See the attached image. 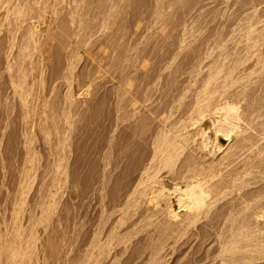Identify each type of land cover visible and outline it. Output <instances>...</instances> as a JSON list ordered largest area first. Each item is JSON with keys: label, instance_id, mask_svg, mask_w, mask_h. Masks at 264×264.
I'll use <instances>...</instances> for the list:
<instances>
[{"label": "rangeland", "instance_id": "1", "mask_svg": "<svg viewBox=\"0 0 264 264\" xmlns=\"http://www.w3.org/2000/svg\"><path fill=\"white\" fill-rule=\"evenodd\" d=\"M99 1L97 4V0H0V264H144L147 256L153 253L156 257L162 256L163 264H196L197 257L213 255L216 251L214 229L207 231L210 237L201 238L208 227H204L202 222L217 221L218 216L214 213L218 205L227 202V199L233 201L235 193L213 205L209 213L211 216H208L216 218H201L197 229H192L175 243H172L173 236L168 237L172 240H161L165 244L158 253V247L156 250L151 248L155 247L151 246L152 241L155 245L159 244L154 224L164 214L158 213L150 221L145 216L148 210L143 211L147 207L145 202L129 206L126 210L128 189L125 187L129 178L136 175L144 157L151 153L157 130L170 124L178 126L183 117L187 119L193 104L190 103L194 101L191 98L194 99L195 92L201 88L210 63L218 59L229 64L236 58L246 42L244 34L251 14L257 22L255 26L264 32V0ZM17 6L21 8L19 12ZM47 7L51 8V12ZM75 8L80 11L77 13ZM73 9L76 16L71 14ZM13 10L17 12L13 13ZM37 13H40L39 16ZM42 15L45 18L40 19ZM73 17L75 21L81 20H70ZM35 19L40 24L37 28L38 48L29 40V28L32 30L36 25ZM99 24L101 27L97 31ZM40 55L44 57L46 68L43 85H39L35 78L37 71L31 68L36 67L35 64L42 58ZM74 57L77 59L74 60ZM70 61L75 63V75L82 77L88 73L93 82L88 95L75 99L67 139L69 145L64 150L68 160L67 175L60 174L56 180L53 165L59 158L58 141L63 135L65 122L64 116L58 115L66 84L60 75ZM251 63L252 60H249L245 66L247 71H251V76L255 75L250 86L256 88L258 83L261 85L259 90L255 89L258 94L255 92L254 95L257 96L264 87V70H257L258 66L249 67ZM34 69L37 70V67ZM82 81L85 88L87 83L84 79ZM13 82L21 83L17 91L19 87L25 89L31 86L28 100L33 101L34 97L38 102L34 114L38 118L34 116L35 136L26 155L32 158V163L28 164L32 170L23 187L20 186L21 171L28 134L22 119L25 118L22 117L24 109L19 95L15 94L17 91H14ZM72 83L79 93L76 83ZM42 97L49 100L45 108L41 104ZM187 103L190 104L188 108ZM171 122H175L174 125ZM44 123L50 131L47 144ZM258 144L261 146V141ZM194 147L190 144L184 149L181 159L187 154H196V149H192L193 153L189 151ZM187 150L189 152L186 153ZM258 162L264 163L262 160ZM161 173L171 178L164 171ZM256 173L250 177L255 184L258 181L256 185L259 187L254 186L250 178L252 185L249 184L243 191L247 192L248 187L251 192L253 188L264 187L259 185L264 184V173ZM57 181L60 186L54 190L52 185ZM49 191H52L51 194ZM141 209L142 214H138ZM111 230L115 235L110 246ZM151 233H154L153 238ZM194 233L200 236L195 237ZM123 234H127L128 239ZM15 247V251H19L13 257L7 248L13 251Z\"/></svg>", "mask_w": 264, "mask_h": 264}, {"label": "bare ground", "instance_id": "2", "mask_svg": "<svg viewBox=\"0 0 264 264\" xmlns=\"http://www.w3.org/2000/svg\"><path fill=\"white\" fill-rule=\"evenodd\" d=\"M71 1H74V0H71ZM98 1L99 0H97L96 2L97 4H98ZM78 5L80 6V4ZM51 8H52V5H51ZM51 8L47 7V9L49 10ZM47 9L45 8L44 10L47 11ZM71 9L72 8H70V10ZM14 10H15V7H14ZM20 10H21L20 6H17V11L19 12ZM10 11H11V8L9 12ZM17 11H14L13 13ZM46 11H42V12L44 13ZM79 11L80 10H77V13ZM69 12L70 11L68 10V14ZM74 12L76 11H74L73 9V11H71V14H73ZM22 13H24V11H22ZM40 13H37V15L39 16ZM71 14H70V17H72ZM253 15L254 14L250 15L251 21L249 22L248 28L246 29V32L244 34L246 42L241 47V50L237 53L236 58L232 59L229 64L224 63L222 60H218V59H215L210 63L207 73L203 78V83L200 84L201 88L199 90L197 89V92H195L196 94L194 93L195 94L194 97L192 96L194 99L191 98V101L192 100L194 101L193 102L190 101L191 102L190 104L192 103L193 104L191 106V109L189 108L190 113H188L189 115L187 116V119L185 120V117L181 115L184 118V120H182L178 126L176 125L171 126L170 124V125H166V126H170V128H167L165 126V129L161 127L160 129L157 130L154 140L152 142L153 147H152L151 153L147 154L144 157L143 163L137 168L136 175L131 176L129 178L130 180L127 184L128 186L125 187L126 190L128 189L126 191V194L128 193V195L127 197H125L127 198L126 199V203H127L126 210L128 209L127 207L129 206H134V205L140 204L141 202H145L147 207L146 209H143V211L148 210V213H145L146 214L145 216L150 221H153L151 219L152 216H155L158 213L164 214L163 215L164 217L160 218V220L157 221L158 222L157 224L156 223L154 224L155 229H156L155 234L156 236H158V238L155 237L154 240H156L157 238V240L159 241V244L155 245L156 243L154 244L152 241L151 246H155V247H151V248H154L156 250L158 247L157 252L158 250L160 252L161 247H164L163 245L165 243L164 244L162 243L163 240L165 242V240L169 236H173L172 239L174 240L173 242L171 241L172 243L179 241L181 238L187 235L189 231H191L192 229L198 228L201 218L203 217L207 218L208 214L211 212L213 205L216 204V202L218 201L220 202L222 199H227L228 197L226 198V196L230 195L231 193H235V195L233 194L234 196H232L234 199V200L232 199L233 201H231V199L228 201L227 199V202L224 201L225 202L223 203L224 205L221 203L222 205H218L219 208L218 207L215 208V209L218 208L216 213H214L215 216L219 217V218L217 217L216 219L217 221L212 222L211 220L209 222H206V221L202 222V224H204V227L205 226H208V227L205 231L203 229L201 230L202 232L204 231V233L201 234L202 236L201 238L210 237L211 236L210 233L208 234L206 233L207 231H210V229H214V232L212 234L214 236L213 238L217 241V248H216V251L213 252V255L207 254L204 256H199L197 257L198 259L194 261V263L198 264L197 262L199 261H202L203 262L202 264H223V263L225 264H262L264 263V187L253 188L254 191L252 192L249 190V187H248V190H246L247 192L243 191L244 188L247 187L249 184L252 185V183L250 182L251 179L253 181V178L250 177L251 175H253L256 172H257L256 173L257 175H259L258 173H260V175L261 173H264V163L260 164L258 162V161L261 162V160L262 162H264V146H262V144H264V87L260 89L262 93H260L257 96L254 95L256 92L255 89L257 88L256 90H259V87L261 85L259 86L258 82H254V84L258 83V86L256 88L253 86H250L251 83L254 81L253 79H255V75L254 77L251 76L252 75L251 71L250 72L247 71L248 67L245 66L246 62H248L249 60H252L251 66L249 67L258 66L257 70H260V71L264 70V51H261V50H264V49H261V46H264V34H262L264 32L261 31L262 32L261 33L260 28L255 26L257 22L255 21ZM42 17L44 16L42 15L39 18L41 19ZM72 19L74 20V17L71 18L70 20ZM103 21L101 23L102 25H103ZM43 22H44V19H43ZM33 24L29 25L28 28L31 27ZM38 24L39 23L37 22L36 25L33 26L32 30L31 28H29L30 32L28 31L30 33V34L28 33L30 36L29 40H31L35 45H37V48H38L37 42L39 40L37 37ZM88 26L90 27L89 24ZM100 27L101 26L99 24V29L97 31L100 30ZM103 27H105V25ZM103 27H102V30H104ZM108 37H110V35ZM184 40L185 39L180 41V45L182 42H184ZM39 46L42 47L43 45L39 44ZM23 56L24 54H22V58H24ZM28 56H30V54ZM41 57L42 58L40 59V61L39 59L37 60L39 61L37 63L38 66L35 64V66L37 67V70L34 69L36 67L31 66V68H33L32 69L33 71L35 70V72L36 71L38 72V73L36 72L37 77L35 76L34 77L38 80L39 85H43L42 82H44L43 80H44L45 69H46L45 61L43 60L44 57L43 56ZM223 58H225V56ZM76 59L77 58H75L74 60ZM21 62L23 63V60L20 61V63ZM74 64L71 63V61L67 63L65 71H63L60 75V77L64 79L66 84H65V91L62 95L63 98L61 100V106H60L61 113L58 112L59 113L58 115L60 114L63 115L65 122L63 126L64 128L63 135L58 141V144L60 146V150H58V152L60 151L58 154L59 158L58 160L51 158L53 161L54 160L57 161L55 165L52 164L55 167V169L53 167L54 169L53 177L57 178L56 180L59 179L58 176L60 174H64V176L67 175L68 160L65 154L66 152H64V150L69 145L67 142V139H68V135L70 134V129L72 126V112L74 111V108H75V104H74L75 99L81 95H88L89 88L91 87V83L93 82V78L90 75H87L88 73L85 74L87 76L84 75L85 77L84 76L80 77L78 75H75L74 74V68H75ZM35 72H34V75H35ZM21 76H24V75L21 73ZM54 77L57 78L58 75ZM83 79L87 83V86L85 88H83L84 84H81L83 82L82 81ZM23 80L25 81L24 78ZM73 81L78 86V91H80L79 93H77V91L74 90V86L72 83ZM17 83L13 82L14 91L21 84V83L20 84H17ZM31 83L30 84L33 85V82ZM19 88L20 90L19 91L16 90L18 93L16 92L15 94L19 95L17 96L18 98H20L21 105L24 109L23 112L25 116L23 115L22 117H25V118H22V119H24L23 121H25L24 125L26 129V133L28 134L26 138V143H27L26 150H25V156H26L29 154L31 150L30 143L33 141L34 136H35L34 130L36 128L35 127L36 119L34 118V116L36 115L35 107L37 106L38 102H36V98L33 99L34 97L32 96H31L32 97L31 100L33 101L28 100V95L30 94L32 90L31 86H29L28 88L26 87L25 89L23 87H19ZM247 89L248 91H250L251 89L252 92L251 93L248 92ZM42 94H43V91H42ZM41 100H42V103L41 102L40 103L43 105V107L46 106L48 99L46 100V98L42 97ZM29 102H31V105H29ZM190 104L186 105V107L188 108ZM57 109L59 110L58 107ZM184 110L186 111L187 109H184ZM43 112L45 113V111H40V113H43ZM167 114H165V116ZM166 118L168 119V117ZM163 123H164L163 125H165V122ZM174 123L172 125H174ZM37 125H40V124H38L37 122ZM46 125L44 123V127H46ZM189 128L192 131L189 132ZM46 129L47 131H46L45 136H46L47 142L46 143L44 142L45 144L49 142V138H50L48 134L50 131H48L47 127ZM259 141H261V146L260 144H258ZM190 144L194 145L195 147L189 149V151L191 150L193 153L192 149H196L197 150L196 154L194 153V155L192 154L191 156L187 154V157L185 158L182 157L183 159H181V154L183 150L186 149L188 146H190ZM189 151L187 150L186 153ZM54 152L56 154L55 150ZM186 153H185V156H186ZM234 161H236V163ZM31 163H32V158H30V156L28 157L26 156L23 162V166H22L23 169L21 171L22 179L20 182L21 183L20 186L22 187L23 185H25L27 178L31 175L30 174L31 172L29 171L32 168V166L28 165ZM60 166H62L63 169L61 167V169L59 170ZM162 171H164V173L166 174H169V176L171 175V178L169 179L167 175L166 176L163 175V173H161ZM158 172H159V176H158ZM253 184H255V182ZM256 184L254 186H257ZM259 185L264 186V184H261V183ZM49 186H48V189H49ZM59 186L60 185L58 181L53 183L52 185L54 190H58ZM49 192L51 194L52 191H49ZM144 207L145 206H143V208ZM141 212H142V209L141 211L138 212V214H140ZM118 215L117 217H120ZM209 216L211 215L209 214ZM212 217H209V218H212ZM137 219L140 220L139 216ZM157 219L158 218H156V220ZM148 224H151V223L148 222ZM128 226H131V225H128ZM145 226H141V227H145ZM111 227H112V224H111ZM113 227L115 228V224L113 225ZM136 228H134V230ZM114 230H111L110 232L109 242H108L109 245H110L111 239L114 238V235H115ZM125 232L127 233L126 230ZM128 232H129V228H128ZM153 234L154 233H151L152 236L150 237L153 238L154 237ZM195 234L196 233H194V235ZM107 235L108 233L106 234V236ZM119 235L120 234L117 235L118 239L122 236V233L120 237ZM196 236H200V234L197 233L195 237ZM124 237H127V234ZM150 237L149 239H151ZM172 239H169V240H172ZM122 240L126 241V239H122ZM171 242L170 243L168 242V243L172 244ZM150 244L151 242L148 245ZM16 247L14 248L13 251L9 249L10 247L7 248V250L11 252V256L13 257L17 256V253L19 251V250L15 251ZM106 247L108 248V246ZM172 250H174V247ZM153 254L152 255L147 254L149 256H147L148 258L146 259L145 261L146 263L144 262V264H163L164 261L162 260V256L158 254L159 257H156V254L155 255ZM88 256L87 257L85 256V258L88 259ZM91 263L93 264V262Z\"/></svg>", "mask_w": 264, "mask_h": 264}]
</instances>
